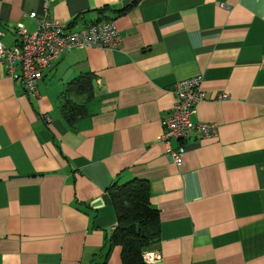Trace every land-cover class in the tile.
<instances>
[{
	"label": "crops",
	"instance_id": "obj_1",
	"mask_svg": "<svg viewBox=\"0 0 264 264\" xmlns=\"http://www.w3.org/2000/svg\"><path fill=\"white\" fill-rule=\"evenodd\" d=\"M132 2L0 0L6 48L18 25L36 30L32 12L74 30L113 20L122 38L56 59L36 98L0 62V264H123L107 189L133 178L159 215V259L145 264H264V0H139L117 14ZM196 76L206 99L191 120L216 134L171 140L176 166L162 120L173 85ZM71 104L83 114L67 120Z\"/></svg>",
	"mask_w": 264,
	"mask_h": 264
},
{
	"label": "built area",
	"instance_id": "obj_2",
	"mask_svg": "<svg viewBox=\"0 0 264 264\" xmlns=\"http://www.w3.org/2000/svg\"><path fill=\"white\" fill-rule=\"evenodd\" d=\"M29 18L36 23V30L28 32L18 25L15 30L18 41L14 46L6 48L0 42V62L7 75L19 81L25 94L34 98L39 95L37 87L43 71L59 57L73 49H117L122 41L113 20L90 23L74 30L62 21L50 19L46 14L32 12ZM200 83L199 76L177 81L172 87L173 105L162 120L164 131L160 140L167 144L176 166L182 164L184 147L172 150L169 145L171 140L185 141L195 130L205 137H214L216 134L215 125L193 123L191 120L196 103L206 99L205 93L200 90ZM227 98V94L218 96V100ZM44 118L49 121L46 115ZM142 258L147 263L157 261L159 256L146 251Z\"/></svg>",
	"mask_w": 264,
	"mask_h": 264
},
{
	"label": "trees",
	"instance_id": "obj_3",
	"mask_svg": "<svg viewBox=\"0 0 264 264\" xmlns=\"http://www.w3.org/2000/svg\"><path fill=\"white\" fill-rule=\"evenodd\" d=\"M138 1L133 0L126 8L117 10V14L127 11ZM74 106L71 104L70 108L65 109L67 120L83 114L82 107ZM107 191L116 216V226L109 236L108 249L119 246L123 264H145L142 255L158 242L160 224L158 211L149 204L147 181L137 178L125 182L115 181Z\"/></svg>",
	"mask_w": 264,
	"mask_h": 264
}]
</instances>
